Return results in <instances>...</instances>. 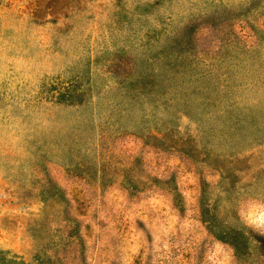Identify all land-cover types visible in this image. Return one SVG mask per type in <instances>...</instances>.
I'll use <instances>...</instances> for the list:
<instances>
[{
    "label": "rangeland",
    "instance_id": "rangeland-1",
    "mask_svg": "<svg viewBox=\"0 0 264 264\" xmlns=\"http://www.w3.org/2000/svg\"><path fill=\"white\" fill-rule=\"evenodd\" d=\"M0 264H264V0H0Z\"/></svg>",
    "mask_w": 264,
    "mask_h": 264
}]
</instances>
